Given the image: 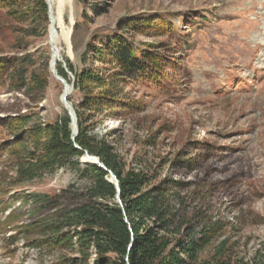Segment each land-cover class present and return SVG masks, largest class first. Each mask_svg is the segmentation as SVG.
I'll list each match as a JSON object with an SVG mask.
<instances>
[{"label":"rangeland","instance_id":"1","mask_svg":"<svg viewBox=\"0 0 264 264\" xmlns=\"http://www.w3.org/2000/svg\"><path fill=\"white\" fill-rule=\"evenodd\" d=\"M52 1L57 63L64 69L67 60L76 71L92 68L110 78L116 69L95 60L90 47L113 34L163 59L153 80H118L117 105L82 112L84 94L73 88L69 102L84 113L87 135L113 147L124 176L149 177L144 189L164 178L180 182L174 193L182 203L171 198L170 204L184 222L198 231L222 224L201 259L212 257L226 240L220 259L258 260L264 254V0ZM11 11L0 4V57L29 56L23 64L27 82L33 73L44 88L15 90L8 72L0 78V264H69L77 253L32 245L42 237L33 223L52 216L33 195L53 197L69 186L83 192L90 174L81 159L78 168L68 162L32 179L14 170L19 135L3 120L30 115L29 123L46 124L65 109L62 84L49 69L47 13V21L41 18L36 27ZM163 19L171 31L156 34ZM66 71L71 86L74 75ZM59 202L70 205L69 195ZM95 259L91 251L87 264Z\"/></svg>","mask_w":264,"mask_h":264},{"label":"trees","instance_id":"2","mask_svg":"<svg viewBox=\"0 0 264 264\" xmlns=\"http://www.w3.org/2000/svg\"><path fill=\"white\" fill-rule=\"evenodd\" d=\"M0 4L11 8L18 21H31L36 27L41 18L47 21L44 0H0ZM159 22L154 31L156 34L171 31L166 19ZM90 51L95 60L116 69L110 78H101L100 72L92 68L76 71L67 60L65 69L57 62L55 65L57 73L68 83L66 69L74 75L73 88L84 94L79 105L82 112L98 111L103 104L113 106L121 103L116 99L121 95L117 91L118 80H153L161 72L159 63L163 59L156 51L136 50L132 41L122 34H113L105 43L90 47ZM28 58L0 57V78L8 72L10 88L41 91L44 84L33 73L27 82L23 64ZM97 89L100 90L92 95ZM74 111L78 126L74 141L70 139V121L66 111L59 119L46 124L38 119L29 123L30 115L8 116L3 120L11 132L19 135L15 139L14 170L19 177L32 179L44 172L53 173L68 162L78 168L79 159L86 151L117 177L121 205L116 201L117 190L108 180V171L94 163H85L84 172L90 176L89 186L83 192L69 186L61 195H33L40 209L52 211L48 221L33 223L42 236L37 244L32 243L33 246L43 244L77 253L78 257L72 258L69 264H87L91 251L96 254L94 264H231L230 257L219 258L226 240L217 245L212 257L200 258L222 224L210 223L198 231L197 225L184 222L179 210L170 204L171 198L182 203L178 193H174V190L181 189L180 182L164 178L144 189L150 180L145 174L124 176L123 162L113 147L105 140L96 141L88 136L84 113ZM68 195L71 204H60L59 199ZM258 257L252 264H264V254ZM240 264L248 263L240 261Z\"/></svg>","mask_w":264,"mask_h":264},{"label":"water","instance_id":"3","mask_svg":"<svg viewBox=\"0 0 264 264\" xmlns=\"http://www.w3.org/2000/svg\"><path fill=\"white\" fill-rule=\"evenodd\" d=\"M46 6H47V16H48V20L50 25L52 26V32H49V36H48V46L50 48V52H51V58L49 61V69L53 75V77L62 84L63 90L60 96V102L62 103L68 117H69V128H70V139L72 141L75 140L77 132H78V126H77V120H76V115H75V111L74 108L72 107L71 103L67 100V97L69 96V94L71 93L72 89H73V85H69L67 83V81L61 77L58 73L57 70L55 68L56 62L58 61V49L56 47V40L54 38V35L56 33L55 28L53 27V22L50 20V6H49V2L50 0H44ZM75 146L78 148V146L75 144ZM89 161H91L90 163H94L95 165H97L100 168H103L104 170H107L106 167L99 161V159L95 156H92L90 154H88L86 151L83 154ZM108 174H109V181L112 182L117 190V195H116V199L117 202L121 205V201H120V197H119V193H120V188H119V184H118V179L117 177L110 171L107 170Z\"/></svg>","mask_w":264,"mask_h":264},{"label":"bare ground","instance_id":"4","mask_svg":"<svg viewBox=\"0 0 264 264\" xmlns=\"http://www.w3.org/2000/svg\"><path fill=\"white\" fill-rule=\"evenodd\" d=\"M49 6H50V11H51V14H53V1L52 0H50V2H49ZM53 16V15H52ZM51 20V19H50ZM52 22L54 23V20H53V17H52ZM53 27H54V24H53ZM55 28V27H54ZM55 31H56V29H55ZM49 32H52V26L50 25L49 26ZM54 38H55V40H56V33H55V35H54ZM56 43H57V40H56ZM58 49V48H57ZM58 53H59V51H58ZM58 58H59V56H58ZM80 159H81V161L82 162H84V163H88V162H91V161H89L84 155H82V157H80ZM109 179V178H108Z\"/></svg>","mask_w":264,"mask_h":264}]
</instances>
